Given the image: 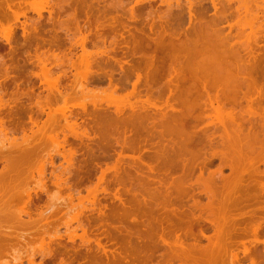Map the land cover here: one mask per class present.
<instances>
[{
    "label": "bare ground",
    "instance_id": "6f19581e",
    "mask_svg": "<svg viewBox=\"0 0 264 264\" xmlns=\"http://www.w3.org/2000/svg\"><path fill=\"white\" fill-rule=\"evenodd\" d=\"M10 1H12V0H10ZM159 1H161V0H159ZM175 1H177V0H175ZM197 1H199V0H197ZM209 1L212 3L211 6L214 9V14L211 13L212 17H210V21L205 20V18H206L205 9H203L202 6L201 7L199 6V5H201V2H200V4H198V5L196 4V6H195L196 1H193V2H192V0L188 1L189 4H187V5L188 6L190 5L188 7V16H189L188 18L191 22L193 21V22H196L197 25L198 24L200 25V26L198 25L196 28V24L193 22L191 23L189 21L188 24L189 25L192 24L193 27L195 28L193 30V27H192L193 31L190 30L191 29L190 27L192 25L189 27L190 28L189 30L186 28L187 31H185V28H183V27L182 28L184 29V31L180 28V26L175 27V26H178L179 23L178 24L174 23L175 26L173 27L172 26L173 23L170 22L168 19H166V17L164 18L163 17L164 15L162 16L161 20L164 18L167 21L162 22V23L160 22L161 21L160 15H159V17H157L155 15L157 18H159V20H157V18L155 19L153 17L154 15L152 17H150L149 14L152 15L153 12H155L154 9H152L153 6L151 7L153 12L150 11V9L149 10L147 9L148 11H150V12H148L149 14L146 12L147 13L146 15H148L150 18H154V20L153 19L149 20L150 18H148V16L142 15L143 11L142 12L140 11L141 13L138 12L139 8H140V10H143V9H141V8H144L143 5H142V7H140V6L137 7L136 8L137 10L134 7H132V9L128 10V12L130 13V19H131L130 22L126 21L127 22L126 23L122 19L123 16L121 15L122 17L121 16L117 17L118 16V14H117V16H116L117 18L113 17L111 15V17L109 18L110 22H108L109 24L97 23L94 26L95 29H97V31H98L97 33L102 37L103 43H105L104 41H106V38L104 37V35L108 36L109 33L110 34L115 33L116 35L111 34V35L115 36L113 38L114 40H111V41H113L112 42L113 44L110 41L111 45H115L114 42L118 41V39H117L118 37H122V40L119 38V40H120L119 43L123 44V45H120L119 43H116V45L119 44V46L117 45L116 47H112L110 49L108 48L109 50L106 48L103 50L98 49L97 54L103 55L104 53L107 54L106 52H109L110 50H112V51L114 50L113 52L115 54L114 53L113 54L116 55L115 56L116 58H118V59L114 58L115 62H117L116 64H114V66H118V67L120 66V68H123V67H125L124 64H128L126 66L129 67V71L136 73L135 74L136 78H135L134 82L132 83V88H131L132 90L131 91H127V93H125V94L122 93L123 94V95L121 94L122 97H119L121 95L118 92H111V93H113L112 95L109 92V94L111 96V97H109L110 102H111V100H113L112 98H114V100L119 99L118 100L119 103L126 101L125 102L126 104L124 103V105H123V103H121L122 104L121 105L117 101H116L117 103L115 101H113L115 106L113 105V102H111L112 105L115 107V113H116V116L112 118L113 123L108 122L107 121L108 118H106L105 116H102V114H100V115H97V117L95 119V127H94L95 131L97 132V134L94 133L95 134L94 136L98 137V139L95 138L96 140H94V142H96L95 144L97 145V147H96L95 153L93 154V158L96 161L100 160L101 158L105 159L106 156L108 155V154L106 155L107 148H108V146H106V145L108 144L107 141L109 140L108 139V137H109L108 131L109 130L106 129V127L109 124H113L117 128L123 127V130H124V131L122 130V133L124 132V135H122V136H124L123 138L121 136L122 133H119V135L122 138V141H120V138H117V137H120L119 135H116L118 133L114 134L117 136V137L115 136V138L118 139L117 144L121 145V150L118 152L119 157H117V158H119L118 159L119 163H118V161H117V163L120 164L124 160V158L126 159V157H128V156H129L128 158H132V160H134L135 162H136V159H138L140 162H142V163L138 162L140 164L136 165V168H137V170L135 171L136 174H134L132 176L130 175V178L127 179V180H129V183L131 182L130 187L133 189L132 192L130 190L131 195H129V197H128V199H129L128 202L130 204L129 206L131 209V211L129 213H132V216H131L132 220L134 219L132 221L133 223H131L132 228H130L131 226H129V229H133L134 231H132L131 237L129 239V241L132 242V246H131L132 247V253L130 251V253H131L130 255L132 258H129L131 260H129V262L126 264H175V263H177L176 261L179 262L178 264H224L222 261L228 259L229 257H230L229 259L231 261L229 262V260H227L226 262H228V264L229 263L230 264H237V263L243 264L241 262V258L239 257V253L237 252L238 251L237 249H239L238 246H240V245H242V247H243L241 249L243 255L245 257L249 258V263H246V264H264V168L261 170L259 165L257 167L255 166L256 168L253 166H250L252 168H249V169L245 167V166L249 167L248 166L249 163L245 164V162H249L248 160H250V158L253 160L255 158L256 159L258 158V161H260L259 159H261L262 157L264 159V42H262V41H264V39H260V37L264 35V18H263V20L261 19L262 20L261 21L259 19L260 16L257 17V15L259 14L257 12V10L255 9L256 12H254V10L252 9L253 7L249 6V4L254 2L252 0H251V3L249 0H247V1L246 0H239L238 1V4H241L240 1H242V4H244V1H245L246 2V4H245L246 8H245V5H242V4H241V6H242L241 8L239 7L240 5L235 6V8L232 7L231 2L233 0H225V1H223V0H209ZM113 2H114V0H113ZM256 2H257V0H256ZM117 3H119V2L117 1ZM164 3H166V2H164ZM176 4H178V2H176ZM115 5H116V2H115ZM118 5H120V4H118ZM169 5H171V4L169 3ZM169 5L167 7L171 9L172 7H169ZM179 5L182 7L181 4H179ZM184 5H185V3H184ZM251 5L253 6V4H251ZM247 6L249 7L248 11H251V13H252L251 15H253L254 13L256 14V16L253 15L257 19V21H253L254 24L260 20V23H257V24H259V26L256 25L259 28L255 29V27H254L255 25L253 24V26H252L250 24L252 26V27L251 26L249 27V28H251V31H250V29L248 31L250 33H247V31L245 32V29L243 30V28H242V29H239L241 31H239L238 33L236 32V34H235L236 37H235V35L230 32V30L232 31V29H231L232 26H233V28L235 26V25H231L232 21H230V19H232L233 15L238 16V15L243 14V12H244V14L247 13V15H248V13H250V12H247V10H245L248 8ZM256 6L257 5L255 4V7ZM8 7H10L9 4H8ZM115 8H117V7H115ZM180 8L179 9L177 8V9L181 10ZM117 9H119V8H117ZM117 9H115V10H117ZM259 9H262V8L259 7ZM157 10H159V9H157ZM240 10H243V11H240ZM40 11H41L40 8H39V12H38V9L36 8V12L38 14H40ZM109 11H111V10L104 8L103 13L105 14V12H106V14H107V15L105 14V17L108 15L110 16ZM170 12H169L170 17L168 14H166V16L168 15L170 20H174L173 22H176L177 19L176 20L171 19V15L174 12L172 11V14ZM178 12H181V11H176L175 13H178ZM182 12L184 13V10H182ZM261 12L264 13V10ZM137 13H138V15H137ZM155 13H158V12H155ZM181 13L178 14V15H180L179 17H181L183 15V13L182 14ZM231 13H232V16H231ZM17 14H19V13H17ZM173 15H175V14H173ZM178 15L176 14L175 16L178 17ZM209 15H210V13H209ZM229 15L231 17L230 19H228L230 24L227 23V18ZM145 16H146V18H145ZM237 16H236V19H237ZM263 16L264 15H262L261 17H263ZM174 17H172V18H174ZM239 18H242V17L239 16ZM247 18H249V16H247ZM164 19L162 21H165ZM245 19H246V17H245ZM121 20H123L124 22ZM180 20H182V19H180ZM224 20H226L227 25H229V26L225 25L228 27V30L230 28V30L228 31L229 33L226 30L227 27H225L223 25ZM233 20H234V18H233ZM239 20L240 19H238L237 22ZM247 20L249 21L250 18ZM157 21H159V23H156ZM243 21L244 20L242 19L241 22H243ZM237 22H236V25H237ZM245 22L246 21H244V23ZM251 22H249V23H251ZM240 23H238V24H240ZM36 24L37 23H34V24L29 23L28 24L27 21L26 22L24 21L22 23V27H21L23 29L22 31L25 33V34L24 33L23 34L27 35L30 30L32 31L34 29H35L34 32L35 31L39 32L40 27H39V25H36ZM245 24L247 25V23H245ZM207 26H209V27H207ZM242 26H240V27H242ZM88 27H89L88 29L90 31V29H92L93 26L89 25ZM235 30H236V28H235ZM31 31H30V33H31ZM82 31H83V29H82ZM86 31H87V29H86ZM89 31H87L86 34H84V32H82L81 33L82 36H80L81 40L77 38L76 39L77 41H75L76 45H79L78 48L80 47L82 50V51L80 50L81 54L79 55L78 60L83 62L82 66L86 65V69L84 71H82L83 69L80 70L81 68L79 70L78 69L76 70L77 75L75 77H77V79L78 78L82 79V80L78 79V81H79L78 85L80 86L81 91H84L88 88V85L85 82L88 81L86 79L89 78V77L87 78V76H89L90 72H92V66H93L92 64H90V61H89L90 58H92V55H91V53H89V48H88V45L91 41L88 38L89 36H87L90 34ZM190 31H192V32L190 33ZM224 31H226V32H224ZM106 32H107V34H106ZM256 32L259 33V35H260L259 37L256 36V35H258V34H256ZM203 33H204V35L206 33V36H208V34L210 35V44L206 45L204 42L201 41V43H204V46L201 44L200 45L201 47H200L198 45L200 43L197 42V44H196L195 41L199 40V39H196L197 36H198V38L199 37H205L203 35ZM230 34L232 36L233 35L234 36L232 37ZM199 35H202V36H199ZM191 36H193V37H191ZM253 36H255V38L252 39L251 37H253ZM14 37H15L14 36V26L10 25L7 28V30L5 32V36H4L5 42L9 46L8 51L13 50L14 52H16L15 49L18 47L19 41L17 42L16 41L17 37H15V38ZM244 37H245V39H244ZM27 38H28V36H27ZM111 38H112V36H111ZM115 38H116V41H115ZM123 39H124V41H123ZM194 39H196V40H194ZM250 39L254 40V42H252ZM255 40H256V43H255ZM250 41H251V43H250ZM258 41L260 43L262 42L261 43L262 45L260 48L257 46L258 44L260 46V43H258ZM91 43L93 46L98 45L95 42L93 43V41H91ZM238 43H239V46L241 45L240 49H242L243 52L245 51L244 52L245 54H243L241 52L243 54V57L245 56L244 58L245 59L247 58V60H245L244 64H241L243 62H240V61H243L244 59L241 60L242 55L240 53V49L238 47H237L238 49L236 48V45ZM252 43H254L253 45L257 46L258 48H256V47H255L256 49L253 48L254 46L252 45ZM250 45L252 47H249ZM238 50H239V52H238ZM8 51H7L8 56L6 58L3 56H2L3 58L1 57L3 60L2 63L4 64V70H5L4 76L7 79L15 81V85H14L15 89L12 91H9V87L8 88L6 87L5 89L0 87V92H1V94H0L1 95L0 96V127H1V130L3 131V133H5V135H6L5 137L8 138L7 137L8 128L10 129L11 127H8V126L6 127L5 124L7 122H9L11 125L12 124L13 125L20 124L21 116L22 115L24 116V114H26V113L29 114L28 115L29 119L32 122V124L36 126V130L32 129L31 134L29 135L25 132V129H23L24 127H22V130L24 132V134H23L24 136L22 135L23 138H21V142L17 141L18 140L17 136L12 137L15 139L16 142L13 141L14 139L11 140L10 137L7 140L2 138L1 142H3V145L0 142V158H1V156L6 157V158L2 157L0 159V160L5 159V161H6L5 162L6 166L3 169V171H0V173H1L0 175H2L3 178L4 177L7 178V180L5 182L2 183V180H1L2 184L0 183V192L5 191L4 193L2 192L3 194H0V199H2L3 201L6 200L4 202V205H3V201L1 200L2 203H1L0 209L3 207L2 208V211H3L5 204H7L8 209L10 208L9 210H12L13 213H10V211H7V209H6L7 206H5L6 210H4V211H6L5 212L6 214H7V212H9L11 215L12 214L14 215V212L16 213V211L20 212V210H22V212L25 215L31 216V212L27 208V203H26V197L30 196V192H28V189L26 187L22 186V184H24V183H25V185H27L26 183L29 184V181L26 182V180H24V179L27 176L22 177L23 173L22 174L20 173V172H24L23 167L21 168V170H23V171H19L20 167L24 166L23 165L25 162L24 160L29 159L28 161H31L29 157H31L32 155H36V157L41 156L40 154H42L41 152H43V142L42 141L47 136L46 134L49 133L48 136L54 142V143L53 142L52 143L55 144L56 147H58V148H55V149H57V153L55 156H57L58 158H62V162L60 161L61 162L60 166H56V163H55L56 157L51 158L52 167L54 168L53 173L56 170H60V171H58L57 174L52 173V176H54L53 178L56 177L54 179L55 180L54 183L56 184V186L60 185V187H61V184H64V182H67V180L65 181V179H63V175L66 172H68L66 174H69V169H71V166L72 167L75 166V165H73L74 157H76L74 155L75 154L77 155L78 153H76V152H79V151H75L74 149L69 147L70 143H68V139H66V137H67L66 133L65 132H64L65 134L63 133L64 129H62L63 131H60L61 128L63 127L62 126L63 121H61L60 118H58V119L55 118L54 117L55 113L50 110L51 109L50 106H52L53 105L52 103L54 102L53 100H51L52 98H50V97H53V96L50 95L48 98H46V96H44L46 99L45 100L44 97L40 94L42 92H40V93L38 92V93L43 98H40L39 96L34 97V95L37 96L39 94H36L37 92H35V90L32 91L33 89H35V88H32L33 86L32 87L28 86L27 88L25 87V89H21V87H20L21 85H23L24 81H26L25 77H27L29 75L27 73V76H26L25 66L27 64H31L32 66H37L39 68V71H32L31 72L32 75H30V76L31 77L35 76L39 81H41V83L44 84L43 85L44 89H46L47 91H49L51 87L52 88L55 87V90L57 89L60 92V93L57 92L58 96H61L60 94H62L61 97L63 98V96H64L63 94L67 95V92L65 93V91H64V93H63L64 89H61V87L59 86V80H60L59 78H61V76L60 77L56 76L57 78H54V79H56L54 81H53V77L51 76L52 71H51L49 65H50V63L54 64V62L53 61L51 62L49 60L47 54L42 55L40 53V55H39V53H38V54H35L34 56H29L26 59V65L21 66L18 64L19 60H20V56L13 54V53L10 55ZM255 51L256 52L258 51V52L256 53ZM120 53H121V55H119ZM117 55H118V57H117ZM55 56L56 55H54L53 58L57 62V60L60 57L57 55L59 58L56 56L57 57V59H56ZM119 56L120 57L122 56V59L119 58ZM182 56L187 57L186 61H182V60H184V58H182ZM197 56H200V57H198L199 60L196 61L197 63L198 62L200 63V61H201L200 65L194 63L195 62L194 60L197 59L196 58ZM123 58H125V59H123ZM62 60L63 59H61V62L63 63ZM61 62L58 61V63H61ZM81 62H78L79 63L78 66L81 64ZM48 63H49V65H48ZM61 64H59V65L62 66ZM195 64L199 65L200 67L196 66ZM59 65H57L56 67H58ZM114 66H112V69L114 68ZM78 71L79 72L82 71V72L79 73ZM131 72L129 73L128 76L123 77V78H126L128 80V77L130 76ZM30 76H29V78H30ZM50 77L52 78V81L50 80L51 79ZM111 77H113V74ZM111 77H110V80L115 81L114 80L115 78L113 79ZM113 81L110 82V85L112 86L111 89L113 90V87H114V90H116L117 89L116 87L119 88V83H121L122 80H120V78H119L118 80H116L117 83L113 82ZM126 82H128V81H126ZM1 88L4 89V91H1ZM30 88H32V89H30ZM63 88H65V87H63ZM90 89L92 91V88H90ZM42 91H43V89H42ZM86 91L90 92V90H88V89ZM86 91H85V93H86ZM116 91H118V90H116ZM32 92H34V95H32L33 94ZM8 93H10L12 96L10 98V102H7V100L4 101L2 98L4 95H6ZM116 93L119 94V96L117 95L118 97L114 95ZM81 94L83 96L84 92L83 93L81 92ZM48 95H49V92H48ZM98 96H100V95H98ZM105 96L108 97V93ZM112 96H114V97H112ZM124 96H125V101H123L121 99ZM33 97L36 98L35 99L36 101L34 100L35 102L34 101L33 102H34L35 106L38 107L39 114L40 115L46 114V116H47V117H45L46 120L44 119L43 123H41L42 125L39 124V121H37V119L32 118L34 116L33 115L34 113L32 111V106L28 107V105L22 104V102H21L22 100H25V99L33 100L34 99ZM61 97H59V99ZM91 97L92 98L94 97L96 99V96H91ZM49 100L51 102L52 101L53 102L51 103ZM68 100H69V98H68ZM92 101H93V99H92ZM243 101H246L247 105L245 102V105L242 106ZM57 102H58V100H57ZM81 102H83L84 104L83 103L81 104ZM200 102H201V104H204V105L200 106ZM19 103L21 105H19ZM79 103L80 104H78V102H76V104H78V106L80 105L81 108L83 107L86 109L84 101H80ZM226 104H228V107H230V108H228V110L225 109L226 112H225V110L221 111L222 113L220 114L219 111L221 109H223V107H227ZM254 104L257 106H255ZM14 105H16V107H13ZM240 105L242 106L241 110L239 109V107H237ZM245 106H246V109H245ZM65 108H67V106L62 108L63 114L61 116H62V119L64 120V122H67L68 123L67 125H69V116L67 115L68 112L65 111V110H67ZM236 108H238V109H236ZM59 109H61V108H59ZM211 109H214L215 112L217 111V113L219 112V114H220V115L218 114L219 118L221 115H223V113H224V115L229 113V115L228 114L227 115L230 118L225 115L229 121H227L226 119H224V120H226L227 122L222 120L224 118V115L222 116L223 117L222 119L220 118L221 119L220 123H221L222 127L220 124H219L220 125L219 128L215 127V125L213 126V128L211 126L212 130L214 129V127L216 128V129H214V132H215V130L221 131L219 133V134L222 133L221 135H219V138H221V140H217V141L220 142L219 145H221L224 142L223 145L224 146L226 145V147H223V148H226V149H221V146H223V145H221L220 148L218 146L216 147L217 149L219 148V151L216 150V148L215 149L210 148V149L212 150L211 152L214 151V153H216L215 151H218L216 154L220 155L219 158L222 159V161H220L221 167L219 166L218 168L220 169V168L224 167L223 166L224 164L226 167V165L228 164L229 168L231 169L232 174L228 175V177H227V175H225L222 170L221 171L218 170L219 172L216 170L217 171L216 173H219L218 177H220V179L217 178L218 180L215 179L216 180L215 181L213 178H215L216 176L213 178L208 177L206 175L207 172H205L203 170V168L200 167L199 168L200 169L199 170L200 175L197 174L195 176V178L196 179L198 178V179L193 181L192 177L196 171L197 165L195 162L196 156H195V154H193L194 150H193L192 146L195 145V140L197 137L196 132L201 128V127L199 128V124H200L199 121L201 122L202 118H206L204 115L205 112L207 113L208 112L207 110H211ZM229 109H230V112H228ZM214 110H213V112H214ZM237 111H239V112L242 111V112H240L242 115L244 113H247L249 115L247 120H248L250 125L247 123V125H249V126H247L248 128L244 127L245 123L243 124V121L238 120V119H243L245 114L243 116H241V114L239 112L237 113ZM211 112L212 111H210V113ZM238 114H240L239 116H241V117H239ZM23 116H22V118H23ZM213 116L214 115H212V117ZM250 116H252V118H250ZM253 116L254 117L257 116V118H259V122H257V123H260V124H258V125L255 124L256 119L254 118L255 120H252ZM36 118H37V116H36ZM208 119H209V117H208ZM212 119L215 120L214 117ZM212 119L211 120L209 119V120L212 121V123H213ZM206 120H207V118H206ZM245 120H246V118H245ZM204 122H202V125H204L203 124ZM197 123H199V124L197 125ZM206 124L208 125V122H206ZM217 124L218 123H216V126H219ZM195 125L198 126L197 127L198 129L195 128L196 127ZM210 125H213V124H210ZM76 126L74 125L71 127V131L73 132V134L70 132H68V133H70V135L71 134L74 135V133H75L76 137L79 134V136L77 137V138H79L81 135H80V132H78V130H76ZM204 126L207 127L206 125H204ZM220 128L222 130H220ZM114 129H115V127H114ZM245 129H247V130H245ZM244 130L247 131V133ZM2 131L0 132V135H2L4 137V134L2 133ZM12 131H13V129L10 131L11 134H13ZM194 131H195V133H194ZM59 132H62L63 133L62 135H64V137L61 138V135L59 134ZM214 132L213 133L211 132L209 134L210 135V138H209L210 141L214 140V135H216L215 134L216 132L215 133ZM244 132H245V134H244ZM9 135L10 134L8 133V136ZM114 135L113 136L111 135V138L112 137L114 138ZM155 137L160 139L159 143L162 145L163 151L169 150V152L171 151V153L173 151V153H176L177 156L182 152H185V153L188 152V153H190L189 155H191L190 161L188 159L187 161L185 160L186 162L183 161V163H179V164L178 163L174 164L171 161L169 163L167 161L166 157H161V155L156 154V156L149 157L150 159H153V160L157 159V163L154 160V162L156 164L151 165V164H153L152 163L153 161L151 162L150 165L144 163L142 160V157H143L142 155H143L144 151L146 150L145 149L146 146L150 144V140L152 138H155ZM3 140L7 141L9 143V146L10 145L11 146L10 147H7L8 145L5 146L6 143L4 145ZM9 140L13 141V142L11 143ZM213 142H212V144H213ZM71 144H73V143H71ZM217 145H218V143H217ZM214 146H216V143ZM71 147H73V146H71ZM210 147H212V146H210ZM176 148L178 149L177 151H176ZM97 150H98V152H97ZM221 150H225V151H221ZM257 150H259V151H257ZM128 151L133 152L132 153L133 155H131V154L127 155L126 153ZM256 151H257V153H256ZM219 152H221V153L219 154ZM235 152H237L238 154H241V157ZM258 152H259V154H258ZM136 153H138V156L135 155ZM214 153H211V154H214ZM253 154H255V155L257 154L258 156L256 157L254 155L255 156L254 157V156H252ZM180 155H184V154L182 153ZM180 155H179V157H180ZM189 155H188V157H189ZM215 155H212V156H215ZM259 155L261 157H259ZM184 156H187V155H184ZM33 157H31V158H33L32 159L33 163L31 162L32 165L30 164V166H32V167H31V169H28L29 171L32 170V168L34 166L33 164H34V160L36 157L35 156H33ZM179 157H178L179 161L180 160L182 161L185 158L183 156H182L183 159H182V157H180V158ZM243 157H245V162L242 161ZM241 158H242V160H240ZM158 159H160V161H158ZM246 159H248V160H246ZM256 159L254 160L255 163L252 160H250V163H252L251 165L259 164V163H257L258 161ZM240 161H241V163L244 162L243 165L244 164L245 165L243 166L241 163L239 165ZM263 161H260V162H262L264 164ZM80 165L83 166L82 163H80ZM118 167H120V166L117 165V167L116 166L114 167L115 170L118 169L115 172H119V170L121 169V168L119 169ZM15 170H17L18 172L17 171H16V173L13 172ZM45 171H46L45 165H43V164L40 165V167L38 168L39 178L37 179L38 184L39 183L41 184V185L39 184L40 186L43 185L42 177L45 176V174H46ZM26 172H24L23 175H26ZM204 172L206 174H204ZM222 172H223V174H220ZM17 173L21 174L22 179L24 178L23 180L25 182L24 181L22 182V180H21V183H22V184L20 183L21 185H19V183H18V182H20L19 180H15L16 183L14 181V179H15L14 175L17 177L19 176V175H17ZM31 173H32V171H31ZM12 174H14V175H12ZM78 174L83 175L82 179L83 178L85 179L87 176V175H85V177H84L83 172L77 173V175ZM145 174H147V177L145 176ZM10 175H12V182L9 181L10 178L8 180V177H10ZM164 175L166 177L168 175H173L174 177L176 176V179L173 178L172 180H170L171 185H169V183H168V185H165V183L167 181L164 183L165 186H168V189H166V187L164 186L166 189V192L164 190L160 189L161 191L165 192V193L161 192L162 195L163 194L166 195L168 193V191L170 192L171 190H172L171 195L175 194V195H172L174 197L171 196L172 198H170L169 201H170V203L175 204V205H172V207L177 208V210L174 209V212H173L171 210L172 207L169 203L168 205H170V210H171L172 214L168 215V213H166L167 218H165L166 216H165V214H162V212L159 213L160 214L159 216H161V217L152 214L154 212V208H157L158 205H161L160 202H159L160 203L159 204L156 201L157 200L160 201L159 199L162 196L159 194V191L157 192L158 194L154 195V193H156V190H159V188H160V187L159 188H156V187L161 186L162 182L165 181L164 177H163ZM205 175H206V177H204ZM220 175L221 176L224 175V176L221 177ZM78 176H77V180H76L77 183L76 184H79V183L81 184L82 179L79 178V180H78ZM151 176H154V177H151ZM160 176L163 177V178L161 177L163 179V181L160 178L156 179V177H160ZM229 176H231V178ZM33 177H34V175H33ZM150 177L152 180L154 178V181L156 179L154 185H156V182H157V186L155 188L153 187L154 186L153 184H151L152 186L150 185V183H153V181L149 182ZM88 178H90V177H88ZM1 179H2V177H1ZM40 179H42L41 180L42 183H41ZM170 179H171V176H170ZM157 180L158 181L160 180L162 182H158ZM3 181H4V179H3ZM9 182H10V184H9ZM168 182H169V180H168ZM17 183H18V185H17ZM82 183H84V182H82ZM9 185H10V188L8 189ZM14 185H15V187H17V190L13 189V188H15V187H12ZM194 185H196L198 188H201V190L207 195V197H208L207 204L203 203V205L206 209H210V215L198 216V215L194 214V212L197 209L204 208V207H202L203 205H201L202 202L199 204V201H200L199 195H198V192L195 190ZM19 186L21 187L20 189L18 188ZM149 187L151 190L149 189ZM164 187H162V188H164ZM152 188H154L155 190ZM5 189H7L8 191H6ZM10 189L11 190L13 189L12 193H11V191H9ZM93 191L94 190H91L88 192V193L92 192V193H90L92 197H93V194H95V192H96V191H94V193H93ZM150 191H155V192H151V193H153L154 196L150 195ZM202 191L199 192V194H201ZM9 192H10V195H9ZM15 192H17V193H15ZM11 194H13L14 197H12ZM1 195L2 196L6 195V197L4 198V196H3L1 198ZM168 195L169 194H167V196ZM187 195H190L194 198L193 204H190V205H193V207L191 209L190 208L186 209L184 206L186 204H183L184 199H185V197H187ZM71 196H72V193H71ZM90 197H89V199H90L89 202L92 203V200H94V199L93 198L91 199ZM148 197H150V198H148ZM82 198L80 197L78 201L83 202L84 199H82ZM15 199L17 201L14 202ZM153 199L154 200L156 199L155 202H156V204L158 203L157 206H156V204H153L154 206L152 207L150 202ZM173 199H174V202H173ZM161 200L164 201L165 203L167 202L166 200H163V197ZM185 200H188V199H185ZM16 202H18V203H16ZM70 202H71V204H74L73 203L74 201L72 198L70 199ZM10 203L12 205L14 203V205L15 206L18 205V207H13V209H12L10 207L11 206ZM19 203H22L21 204L22 207L19 205ZM80 204H78V205L82 207V204L81 205ZM74 205H76V207L72 206V210L79 207L77 204H74ZM83 205H84V202H83ZM165 207L166 206L163 205L162 210H164ZM168 207L169 206H167L166 208H168ZM18 208H20V209H18ZM168 209H166V210H168ZM162 210H160V211H162ZM175 210H176V212H175ZM2 211L0 210V216L3 215L1 213H4V211L3 212ZM18 214H17V216L19 217ZM13 215H12V217L10 215L7 217L14 218ZM20 215H22V213ZM152 215L154 217L156 216L155 219L158 223L161 222V221L157 220L158 218H160L159 220L162 219V221H163V218H165V220L166 219L169 220V221H166V222H169V226L167 228H165L166 226L162 227L163 225L159 224L161 226L160 227L161 233L159 234L161 239L160 238H158V239H160L162 241L161 243H164V246L167 245L166 247H164V249L166 248L167 252L164 249L160 250V252L162 251L160 253V256H161L160 258H157V256L159 253L158 250L161 247H160V245H157V243L156 244L154 243V238L158 234V231H157L158 227H156L157 224L155 225V223H154L156 221H154V222L152 221V217H151V220H149V218H148V216H152ZM163 216H165V217H163ZM7 217L5 216V218H7ZM2 218H0V219L2 220ZM147 218L149 221L146 220ZM71 219L73 221L75 220L76 222H79V215H73ZM10 220H8V221H10ZM72 220H69V221H72ZM204 222H209L210 225L212 224L210 228H212L214 230V232H213L214 234L212 233V235L210 234V235L206 236V234H205L206 230L203 226ZM69 223L70 222H68V224ZM68 224L66 222L67 226H68ZM0 227H1V224H0ZM196 227L198 228L197 230H199V233L202 236L207 238L208 243H206L205 245L202 244L201 240L198 239V233L196 231ZM172 231H175V233H174L175 238H174V235L172 234L173 233ZM171 235L173 237H171ZM70 236L73 237L72 234H70ZM1 237H2V235H1ZM84 237H85L84 234L80 235L81 240H83ZM171 238H173L174 240L170 241ZM158 239H157V241H159ZM190 239H193V242H191ZM247 239L250 240V242ZM187 240L190 242H188ZM172 241H174V242H172ZM247 241L250 244L246 243ZM257 243H262L263 248L258 249L257 245H256ZM173 245H175L176 247L174 246L175 248H172ZM169 248H171L170 252H169ZM156 251L158 253H155ZM171 252H173L175 255L172 256ZM224 253L225 254L228 253V254L225 255ZM223 254H224V256H223ZM220 255L223 256L222 258H225V256H227V255L228 256L225 259L220 261V258H221ZM154 261H155V263H154ZM96 262L97 261H95V260H92V261L90 260L89 264H101V263H98V262L96 263ZM220 262H222V263H220ZM226 262H225V264H226ZM69 263L71 264V261ZM69 263L67 262V264H69ZM114 264H122V262L121 261H120V263L114 262Z\"/></svg>",
    "mask_w": 264,
    "mask_h": 264
},
{
    "label": "rangeland",
    "instance_id": "374dc122",
    "mask_svg": "<svg viewBox=\"0 0 264 264\" xmlns=\"http://www.w3.org/2000/svg\"><path fill=\"white\" fill-rule=\"evenodd\" d=\"M117 1L119 3H117ZM188 1L187 0H177V1H175V0H161V1H159V0H114V2H113V0H12V1L0 0V87H2L4 89L6 87L7 88L9 87V91H12L15 89L14 88L15 81L7 79L4 76L5 70H4V64L2 63V61H3L2 58L3 57L6 58L8 56L7 51L9 50V46L6 44L5 39H4L5 32L10 25H13L14 26V36L19 39L18 40L16 38V41L17 42L19 41V42H18V47L16 49L14 48L17 53L14 52L13 50H10V51H8L9 54L11 55L13 53V54L20 56V60H19L18 64L21 66L26 65V59L29 56H34L35 54H38V53H39V55H40V53L42 55L47 54L49 60L51 62L52 61L54 62V64L50 63V65L48 63V65L50 66V69L52 71L51 76L53 77V81L56 80V79H54V78H57L56 76H58V77L61 76V78H59L60 79L59 80V86L61 87V89H64L63 93H64V91H65V93L67 92V95L63 94L64 95L63 98L61 97L62 94H60L61 96H58L57 92L58 93H60V92L57 89H56L57 90L56 91L54 86H53L54 88L51 87L49 91L44 89V86H43L44 84L41 83V81H39L35 76L34 77L30 76V75H32L31 74L32 71H39V68L37 66H32L31 64H27L25 66L26 76H27V73L29 75L27 77H25L26 81L23 80L24 83L22 82L23 85L20 86L21 89H25V87L27 88L28 86L29 87L33 86L32 88H35V89H33L32 91L35 90V92H37L36 94H39L40 92H42L40 94L43 97L46 96V98H48L50 95L53 96L50 98H52L51 100H53L54 102L52 101L53 102L52 103L49 100L53 104L52 106H50V108H51L50 110L55 113V116H54L55 118H57V119L60 118L61 121H63V123H62L63 127L61 128L60 131H63L62 129H64L63 133L65 132L67 135L66 139H68V143H70L69 147L74 149L75 151H79V152H76V153H78L77 155L76 154L74 155V156H76V157H74V161H73L74 162L73 165H75V166H73V167L71 166V169H69V174H66V173H68V172H66L65 173L66 175L65 174H64L65 176L63 175V179H65V181L67 180L68 183L63 181L64 184H61V187H60V185L56 186V184L54 183L55 182L54 179L56 177L53 178L54 176H52L54 168L52 167L51 158L56 157L55 158L56 166L61 165L60 163L62 162V158H58L57 156H55L57 153V149H55V148H58V147H56V145L53 144L54 142L48 136L49 133L46 134L47 136L42 141L43 142V152H41L42 153V154H40L41 156H37L38 158L36 157V155L31 156V157H33V156L36 157L34 160V164H33L34 166H33L32 170L29 171L28 169H31L32 166H30V164L32 165V163H33L32 159L34 157L33 158L29 157L31 161H28L29 159L24 160L25 161L23 164L24 166H21L19 169V171H23V170H21V168L23 167L24 172H26L28 170L26 172V175H23L24 172H20V173L21 174L23 173L22 177L27 176L26 178L28 180L26 178L25 179L23 178V179L26 180V182L29 181V184L26 183L27 185H25V183L24 184L21 183V180H22V182L24 180L21 178L20 173L19 174L17 173V175H19L20 177L15 176L16 175L15 173L18 169L13 171V172H15L14 173L15 175L12 174V175H14V178H15L14 181L19 180L20 181V182H18L19 185L22 184V186L26 187L28 189V192H30V196L26 197V203H27V208L31 212V216L25 215L22 212V210H20V212L19 211L17 212L15 210L16 213L14 212V215L12 214L14 216V218L7 217L9 215L12 217V215L10 213H13V212H12V210H9L10 208L8 209L7 204H5V206H7L6 207L7 211H10V213L9 212H7V214L5 213L6 211H4V210H6V209L4 206V209H3L4 213H1L3 215L0 216V218L3 217L5 219V220L3 218H2V220L0 219V224H1V227H0V264H41V263L42 264H67V262L69 263L70 261H71V264H85V263L89 264L90 260L91 261L95 260L101 264H114V262L120 263V261L122 262V264H124V263L126 264L129 262V260H131L129 258H132L130 255L132 253V247H131L132 242H130L129 239L131 237L132 231H134V230L129 229V226H131L130 228H132L131 223H133L132 221L134 219L132 220V217H131L132 213H129L131 211V209L129 206L130 204L128 202V200H129L128 197H129V195H131L130 190L132 192L133 189L130 187L131 182L129 183V180H127V179L130 178V175L132 176V175L136 174V172H135L137 170L136 165H139L142 162H140L138 159H136V162H135L134 160H132V158H128L129 157L128 156V157H126V159L125 158H124V160L122 159L123 161L120 164H118L119 158H117V157H119L118 152L121 150V145L117 144V140H118L117 138H120V141H122V138L124 137L122 135H124V132L122 133L123 127L117 128L113 124H109L106 127V129L109 130L108 131V133H109L108 139L109 140L107 141L108 144L106 145V146H108L107 152H106V155L108 154L107 155L108 157L106 156L105 159L101 158L100 160L96 161L93 158V154L95 153L96 147H97V145L95 144L96 142H94V140H96L95 138L98 139V137L94 136L95 135L94 133L97 134V132L95 131V128H94L95 127V119H96L97 115L102 114V116H105L106 118H108V120H107L108 122L113 123L112 118L116 116L115 107H114L115 104L113 101H115V102L117 101L119 103V101H118L119 99L114 100V98H112L113 100H111V102H113V105H114L113 106L112 103L110 102V98H109V97H111L110 94L111 95L113 94L111 92H118L121 95L122 93L125 94V93H127V91H131L132 90L131 89L132 83L134 82V80L136 78L135 77L136 73L129 71V67L126 66L128 64H124L125 67H123V68H120V66L119 67L114 66V64L117 63L114 60V58H116L115 57L116 55H114L115 53L113 52L114 50L113 51L110 50L111 52L110 51L106 52L107 54H105V53L103 55L100 54L101 56L97 54L98 49L103 50L105 48L110 49L112 47H116L117 45L119 46V44H120L119 38L122 40V37L117 36L118 38L117 37L116 38L118 39V41L114 42L115 45H111V43L113 42L111 40H114L113 38L115 37L111 34H115V33H111V34L109 33L108 36L104 35V37L106 38V41H104L105 43H103L102 37L97 33L98 31H97V29H95L94 26L97 23L109 24L108 22H110L109 18L111 17V15L113 17H116L117 14H118L117 17H120L122 15L123 16L122 19L125 22L126 21L130 22L131 21L130 13L128 12V10L132 9V7H134L136 9L137 7H139V6L142 7V5H143L144 8H141L143 10H140V8L138 9L139 13H141L143 11L142 15H146L150 11L153 12L152 9H154V11L158 12V13L153 12L152 15L148 13L150 15V17H152L154 15L153 17L156 19L160 15V20H161L162 16L164 15L163 16L164 18L166 17V19H168L170 22L173 23L172 24L173 27L175 26L174 23L175 24L181 23L180 25L178 24V26H175V27L180 26V28L183 31H184L183 28H185V31H187V29L189 30L190 28H191L190 30H192L193 25L191 24L192 25L191 26L188 24V22L190 21L188 18L189 17L188 16V7L190 6V5L189 6L187 5V4H189ZM193 1H196L195 6H196V4L198 5L201 2V5H199V6L200 7L202 6L203 9H205V16L207 18V19L205 18V20L210 21V17H212L211 13L214 14V9L211 6L212 3L209 0H204V1L203 0H201V1L200 0L199 1L192 0V2ZM223 1H225V0H223ZM238 1L239 0H233L231 2V4H232L231 6L235 8V6L240 5L239 7L241 8L242 7L241 6L242 1H240L241 4H238ZM249 1L251 3V0H249ZM252 1H254L255 3L253 2V3H251V4H253V6L251 4H249V6L253 7L252 9L254 10V12H256V10H257V12L259 13V14L257 13L258 14L257 17L260 16L259 19L263 20L264 16L263 17H261V16L264 15V13L261 11L264 10L263 9L264 8V0H257V2H256V0H252ZM115 2H116V5H115ZM164 2H166V3H164ZM176 2H178V4H176ZM169 3L171 5H169ZM184 3H185V5H184ZM8 4L10 5V7H8ZM118 4H120V5H118ZM179 4H181L182 7ZM245 4H246V2L244 1V4H242V5H245ZM255 4L257 5L256 6L257 8L255 7ZM168 5H169V7H172V8L171 9L168 8L167 7ZM111 7L113 9L115 7L119 8V9L115 8L117 10H115V9L113 10ZM151 7H152V9H151ZM259 7L262 9H259ZM36 8L38 9V12H39V8L41 9L40 14H38L36 12ZM104 8L111 10V11H109L110 16L108 15L105 17L106 12H105V14L103 13ZM156 8L159 10H157ZM177 8L178 9L180 8L181 10H178ZM245 8H246V5H245ZM147 9L148 10L150 9V11H148ZM248 9H249V7L247 9H245V10H247V12H250V13H248V15H247V13L244 14V12H243V14L245 16L240 13L241 15H238V16L236 15L237 19H236L235 15L232 16L233 12L231 13L232 19H230L231 18L230 15L228 16L227 23L230 24V22L228 21V19H230V21H232L231 25L236 26V27L234 26V28L232 26V28H231L232 31L229 28V30L232 34L235 35L236 32L238 33L239 31H241L239 29H242V28H243V30L245 29V32L247 31V33H250V32H248L249 29L251 31V28H249V27L251 25L253 26V24H254L253 21H257V19L255 18L256 14L253 12L254 13L253 15H255V16L251 15L252 13H251V11H248ZM182 10H184V13L182 12ZM168 11L169 12L171 11L170 12L171 14L173 11L174 12L173 14H175V15L176 14L178 15L182 12L183 15L181 17H179L180 15H178V17H179L178 18L177 16L172 14L171 19H175V20L179 19L178 21L176 20V22H173L174 20H170V18H169L170 14ZM176 11H181V12L175 13ZM240 11H243V10H240ZM17 13H19V14H17ZM209 13H210V15H209ZM166 14H168L169 17H168V15L166 16ZM137 15H138V13H137ZM246 15L249 16V18H250L249 21L247 20L249 18H247ZM146 16H148V15H146ZM146 16H145V18H146ZM239 16H241L242 18H239ZM150 17L148 16V18H150ZM172 17H174V18H172ZM245 17H246V19H245ZM154 18H150L149 20H151V19L154 20ZM233 18L235 21L233 20ZM180 19H182V20H180ZM238 19H240V20L237 22ZM242 19L244 21H246L245 23H247V25L244 23V21L241 22ZM123 20H121V21H123ZM157 20H159V18H157ZM162 20L160 21L161 23L167 21L165 19H164L165 21H162ZM260 20L257 23H260ZM24 21L25 22L27 21L28 24L29 23L30 24L31 23H33V24L37 23L36 25H39L40 31L34 32L35 29L32 31L30 30L31 33L29 31V33L27 35H24L25 33L22 31L23 29L21 28L22 23ZM236 22H237V25H236ZM249 22H251V23H249ZM156 23H159V21H157ZM193 23L196 24V28H197V26L199 24L197 25L196 22H193ZM227 23H226V20H224L223 25L225 26V25H227ZM238 23H240V24H238ZM257 23L254 24L255 29L259 28L256 26V25L259 26V24H257ZM89 25L93 26L92 29H90V31L88 29ZM209 26H207V27H209ZM227 26H229V25H227ZM227 26H225V27H227ZM240 26H242V27H240ZM235 28H236V30H235ZM82 29H83V31H82ZM86 29L90 33L89 35H87V36H89L88 37L89 40L93 41V43L95 42L96 44H98L97 46H93L91 41H90V43L88 45L89 53H91V55H92V58H90L89 61H90V64H92L93 66H92V72H90L89 76H87V78L89 77L88 79H86L88 81L85 80L86 82L85 81L84 82L87 83V85H88L87 89L90 90V92L86 91L87 89L84 91H81L80 86L78 85V82H79L78 79H81V78L77 79V77H75L77 75L76 74L77 69L79 70L81 68L80 70L83 69L82 71H84L86 69V65L82 66L83 62L78 60V57L81 54L82 50L80 47L78 48L79 45H76V42H75V41H77L76 40L77 38L78 39L81 38L80 36H82V34H81L82 32H84V34H86V32H87ZM194 29L195 28L193 27V30ZM226 30H227V32L229 31L228 27ZM192 31H190V33ZM224 32H226V31H224ZM106 34H107V32H106ZM209 34H208V36H206V33H205V35L203 33V35L205 37H199L198 38V36H197L196 39H199V40L195 41L196 44H197V42L200 43V44H198L199 46L201 44L204 46V43L206 45L210 44V35ZM256 34H258L256 36H258V37L260 36L258 32H256ZM27 36H28V38H27ZM111 36H112V38H111ZM199 36H202V35H199ZM263 36H261L260 39H264ZM191 37H193V36H191ZM235 37H236V35H235ZM116 38H115V41H116ZM251 38L253 39V38H255V36H253ZM196 39H194V40H196ZM244 39H245V37H244ZM110 41H111V43H110ZM123 41H124V39H123ZM201 41L204 43H201ZM251 41L254 42V40H251ZM251 41H250V43H251ZM262 42H264V41H262ZM116 43H119V44L116 45ZM255 43H256V40H255ZM258 43H260V42L258 41ZM261 43H260V46H259V44L258 45L256 44V45L260 48L262 45ZM253 44L254 43H252V45ZM120 45H123V44H120ZM237 45H236V48L238 47L240 49L241 45L239 46V43ZM257 46H254L253 48H255V47L258 48ZM249 47H252V46L250 45ZM238 52H239V50H238ZM241 52L243 54H245L244 53L245 51L243 52L242 49H240V53ZM242 53H241L242 56L240 55L241 60L242 59H244V60L240 61V62H243L241 64H244L245 60H247V58L245 59L244 58L245 56L243 57ZM54 55H56V56L58 55L60 58L58 56L57 57L60 60L58 59L56 62V60L53 58ZM119 55H121V53ZM56 56H55V58L57 59ZM117 57H118V55H117ZM198 57H200V56L196 57L197 59L194 60L195 61L194 63L200 65L201 61H200V63L196 62L197 60H199ZM119 58L122 59V56L121 57L119 56ZM182 58H184V60H182V61H186L187 57L182 56ZM61 59H63L62 60L63 63L61 62ZM116 59H118V58H116ZM123 59H125V58H123ZM58 61H60L62 64L58 63ZM78 62H81L80 65L82 67L80 65L78 66V64H79ZM59 64H61L62 66H60ZM57 65H59V66L56 67ZM199 65H196V66H199ZM112 66H114L113 69H112ZM82 71H80V72H82ZM130 72H131V74L128 77V80L126 78H123V77L128 76ZM112 74H113V77H111ZM29 76H30V78H29ZM110 77L113 79L115 78L114 79L115 81L110 80ZM117 78L118 79L120 78V80H122V82L119 83V88L118 87H116L117 89L115 88L118 91L114 90V87L112 90L111 89L112 86L110 85V82H112V81L116 82V80H118ZM50 80L52 81V78ZM126 81H128V82H126ZM63 87H65V88H63ZM2 88H1V91H4V89H2ZM32 88H30V89H32ZM90 88H92V91ZM42 89H43V91H42ZM85 91H86V93H85ZM48 92H49V95H48ZM81 92L82 93L84 92L83 96H82ZM109 92H110V94H109ZM32 93H33L32 95H34V92H32ZM107 93H108V97L105 96V95H107ZM0 94H1V92H0ZM40 94L37 96L34 95V97L39 96L40 98H43ZM90 95L96 96V99L94 97L92 98ZM98 95H100V96H98ZM114 95L119 96V94H117V93ZM122 95L119 97H122ZM125 96L123 98H121L123 101H125ZM11 97H12L11 94L8 93V94L4 95L2 98L4 101L7 100V102H10ZM59 97H61V98L59 99ZM112 97H114V96H112ZM68 98H69V100H68ZM35 99L36 98H34L33 100L25 99V100H22L21 102H22V104L28 105V107L32 106V111L34 113V114L32 113L34 115V116L32 115L33 116L32 118L37 119V121H39V124L42 125L41 123H43L44 119L46 120L45 117H47V116H46V114H42V115L39 114L38 107H36L34 104V102L36 101ZM44 99H45V97H44ZM56 99L58 100V102ZM92 99L94 102L92 101ZM80 101L85 102L86 109L82 107L84 109L83 110L80 107V105L78 106V104H80L79 103ZM76 102H78V104H76ZM125 102H120L119 104L123 103V105H124ZM245 102L246 101L242 102L243 103L242 106L245 105ZM82 103L83 102H81V104ZM19 105H21V104L19 103ZM203 105L204 104H201V102H200V106H203ZM246 105H247V102H246ZM65 106H67V108H65L67 110H65V111L68 112L67 115L69 116V125L70 126L67 125L68 124L67 122H64V120L62 119V116H61L63 114L62 108H64ZM226 106L227 107H223V109H221L219 111L220 114L222 113L221 111H223L225 109L228 110V108H230V107H228V104H226ZM240 106H237V107H239V109L241 110L242 106L241 107ZM255 106H257V105H255ZM13 107H16V105H14ZM59 108H61V109H59ZM236 109H238V108H236ZM245 109H246V106H245ZM213 110L214 109H211V110H207L208 111L207 113L205 112L204 115L207 118V120H206V118H202L201 122L199 121L200 124L197 123V125L199 124V128L200 127L201 128L196 132L197 137L195 140V145L192 146V148L194 150L193 154H195V156H196L195 162L197 165L196 171L192 177L193 181L198 179V178L196 179L195 176L197 174L200 175V171H199L200 167H202L203 170L205 172H207V174L205 172H204V174H206L208 177L213 178L216 176L215 178H213L214 180L217 178L220 179V177H218L219 173H216L218 170H220V171L222 170L224 172V174L227 175V177H228V175L232 174L231 169L229 168L228 164L226 165V167L224 164L223 165L224 167H222L220 169L218 168L219 166L221 167L220 161H222V159L219 158L220 155H217L216 153L219 151L220 146L223 145L224 142L221 145H219L220 142L217 140H221V138H219V135H221L222 133L219 134L221 131H218V130H215V132H216L215 133L214 129H216L215 127H218V128L220 127V125H221L220 120L223 118L222 116L224 115V113H223V115L220 116V118H221L220 119L219 118V115H220L219 112L217 113V111L215 112V110H214V112L216 113L215 114L213 112ZM226 110H225V112H226ZM210 111H212V112L210 113ZM228 112H230V109ZM238 112L239 111H237V113ZM240 112H242V111H240ZM26 114H24V116L22 115L23 118L21 116L20 124H17V125L12 124L11 125L9 122H7L5 124L6 127L7 126L11 127L10 129L8 128V132L6 131L7 137L8 138L10 137L11 140L14 139L12 137L17 136L18 137L17 141L21 142V138H23L22 135L24 134L22 127H24L23 129H25V132L29 135L31 134L32 129L36 130V126L33 125L29 119V116H28L29 114H27V115ZM227 114L229 115V113H227ZM227 114H225V115L227 117H229ZM240 114H238V116ZM244 114H243L244 118L242 117L243 119H238V120L243 121V124L245 123L244 127L246 128L247 126L250 125L248 120H247L249 115L247 113H244ZM212 115H214L213 117L215 118L216 121L212 119L213 118ZM225 115H224V118L222 120L223 121H226V120L229 121ZM243 115L241 114V116H243ZM36 116H37V118H36ZM241 116H239V117H241ZM208 117L210 120L211 119L213 120V123H212V121H210L208 119ZM245 118L247 121L245 120ZM250 118H252V116H250ZM224 119H226V120H224ZM252 120L256 121L255 124H257V125L260 124V123H257V122H259V118H257V116L256 117L253 116ZM202 122H204L203 124L206 125L207 127L202 125ZM206 122H208V125L206 124ZM216 123H218L217 125H219V124L220 125L216 126ZM247 123L249 125H247ZM210 124H213V125H210ZM74 125L75 126L77 125L76 130H78V132H80V135H81L79 137L80 139L77 138L79 136V134L77 137L75 136V133H74V135H72L73 132L71 131V127ZM214 125H215V127L212 130ZM211 126H212V128H211ZM114 127H115V129H114ZM197 127L198 126H196L195 128H197ZM221 127H222V125H221ZM12 129H13V131H12L13 134H11V132H10ZM205 129L206 130L208 129V130L206 131ZM220 130H222V129L220 128ZM245 130H247V129H245ZM1 131L2 130L0 127V132ZM68 132H70L72 134L70 135V133H68ZM211 132L212 133L214 132L217 135V136L214 135V140H213L214 142L210 141V139H209L210 138L209 134ZM245 132L247 133V131H245ZM245 132H244V134H245ZM2 133H3V131H2ZM8 133L10 134L9 136H8ZM63 133L59 132V134L61 135V138L64 137V135H62ZM116 133H118V134H116ZM119 133H122L121 134L122 138L119 135ZM194 133H195V131H194ZM3 134H4V137L2 135H0L1 136L0 142H1L2 138L5 140L8 139L5 137L6 136L5 133H3ZM114 134L119 135L120 137H117ZM111 135L112 136L114 135V138L113 137L111 138ZM115 136L117 138H115ZM159 140L160 139L157 137L152 138L150 140V144L147 145L148 147L146 146V148H145L146 150L144 151V153L142 155L143 156L142 160L144 163L150 165L151 162L153 161L152 162L153 164H151V165L156 164L157 159L156 160L154 159L156 162L155 163L153 159L149 158L151 156H156V154L161 155V157H166L167 161L169 163L171 161L174 164H176V163L179 164V163H183V161L186 162L188 159L190 161L191 155H189L190 153H188V152H186L187 154L185 152H182L184 155H187V156L180 155V154H182V153H180L179 154L180 157L183 156L185 158L183 159V157H182L183 160L179 161V159H178L179 155L177 156V154L173 153V151H172V153H171V151L169 152V150L163 151L162 145L159 143ZM13 141H15V139ZM13 141H10V142L12 143ZM212 142H213V144H212ZM5 143H6V145H5ZM71 143H73L74 145ZM215 143H216V146H214ZM217 143H218V145H217ZM1 144L3 145V142H1ZM4 145L5 146L8 145L7 147L11 146V145L9 146V143L7 141H4ZM71 146H73V147H71ZM210 146H212V147H210ZM217 146L219 147L218 149L216 148ZM223 147H226V145L221 146V149H226ZM210 148L211 149L216 148V150H218V151H215L216 153H214V151L211 152L212 150ZM177 150L178 149L176 148V151ZM221 151H225V150H221ZM257 151H259V150H257ZM257 151H256V153H257ZM97 152H98V150H97ZM237 152H235V153H237ZM132 153L133 152L128 151L126 154L127 155L128 154L133 155ZM211 153H214V154H211ZM220 153L221 152H219V154ZM258 154H259V152H258ZM135 155L138 156V153H136ZM188 155H189V157H188ZM212 155H215V156H212ZM238 155L241 157V154H238ZM254 155L255 154H253L252 156H254ZM255 156L257 157L258 155L256 154ZM2 157L6 158L4 156H1V158ZM259 157H261V156L259 155ZM248 159H246V160H248ZM262 159H263V157L259 160L263 161L264 159L263 160ZM240 160H242V158ZM250 160H252L255 163V161L253 159L250 158ZM250 160H248L249 162H245V157H243L242 161H244L245 164H247V163L250 164V165L248 164L249 167L245 166L246 168H248V169L252 168L250 166H253V167L256 166L257 167L258 165H259L261 170L264 168V164L262 162L258 161V158L256 159L258 161L257 163H259V164L256 163L257 165H251L252 163H250ZM117 161H118V163H117ZM158 161H160V159H158ZM5 162H6L5 159L0 160V169H1L0 171H3V169L5 168V166H6ZM138 162H140V163H138ZM244 162L241 163V161H240L239 165H240V163L243 165ZM80 163H82L83 166H81ZM42 164L45 165V167H46V171H45L46 174L44 177H42V179H43V185L42 186L43 187L40 186L41 185L40 183H39L40 185L38 184V180H37L39 178L38 168ZM114 165L116 167H117V165L120 166V167H118L119 169L121 168L119 170V172H115L118 169L116 168L117 170H115ZM31 171H32V173H31ZM58 171H60V170H56L54 173L57 174ZM80 172L84 173V177H85V175H87L90 178H88L86 176V178L85 179L83 178L84 179L83 180L82 174H78L79 176L77 175V173H80ZM223 172L220 174H223ZM12 175H10V177H8V180L10 178L9 181H11V182H12ZM33 175H34V177H33ZM206 175L204 177H206ZM77 176H78V180H79V178H81L82 182H84V183L81 182V184L79 183L80 185L76 184L77 183L76 182ZM145 176L147 177V174H145ZM168 176H167L168 178L165 175L163 176L165 181H163L162 176L156 177V179L160 178L163 181L162 182L160 180L159 181L157 180L158 182H162L161 186H158V187H156L157 182H156V185H154L156 179H155V181H154V178H153V180L151 179V177H154V176H151L149 179V182L153 181V183H150V185L153 184L154 188L160 187L159 190H156V193H154V195L158 194L157 192L159 191V194L163 197V200H166L167 202L169 201L170 198L174 197L172 195H175V194L171 195V192H172L171 189L172 188L170 187L171 191L170 192L168 191V193H167L169 195L168 196H167V194L162 195V193L164 191L166 192V189H168V186H165V185H168V183H169V185H171L170 180H172L173 178L176 179V176L175 177L173 175H168ZM170 176H171V179H170ZM222 176H224V175H222ZM1 177H2V179H1ZM229 177L231 178V176H229ZM3 179H4V181H3ZM42 179H40V181ZM1 180L3 183L7 180V178L6 177L3 178V176L0 175V183H1ZM168 180H169V182H168ZM15 183H16V181H15ZM18 183H17V185H18ZM41 183H42V181H41ZM164 183H165V185H164ZM9 184H10V182H9ZM164 186L166 187V189ZM12 187H15V185ZM162 187H164V188H162ZM9 188H10V185H9L8 189ZM18 188L20 189L21 187L19 186ZM154 188H152V189H154ZM194 188L198 192V195H199V200H200L199 204L201 202H202L201 205H203V203L207 204V201H208L207 195L201 190V188H198L196 185H194ZM13 189L17 190V187H15ZM149 189H150V187H149ZM160 189H162L164 191H161ZM5 190L8 191L7 189H5ZM12 190L10 189L9 191H11V193H12ZM91 190L96 191L95 194H93V197L90 194L92 192L88 193ZM94 191H93V193H94ZM201 191H202V193L199 194V192H201ZM2 192L4 193L5 191H1L0 194H3ZM151 192H155V191H150V195L154 196L153 193H151ZM15 193H17V192H15ZM71 193H72V196H71ZM9 195H10V192H9ZM11 195H12V197H14L13 194H11ZM3 196H4V198L6 197V195H3ZM3 196L1 195V198ZM79 196L81 198L83 197L82 199H84V201H83L84 205H83V202L78 201L80 198ZM89 197L91 199L92 198L94 199V200H92L93 204L91 202H89L90 201ZM162 197H160V199H159L160 201H158V200L156 201V199L155 200L153 199L150 202L152 207L154 206L153 204H156V202L161 203V205H158L157 208H154V212L152 213L153 215L159 216L160 215L159 213L162 212V214H165V216H166V213H168V215L172 214L171 210L173 212H174V209L177 210V208L172 207V205H175V204L170 203V201L168 203L167 202L165 203L164 201L161 200ZM71 198L73 199L74 204L78 205L81 203L82 207L78 205L79 207L72 210V206L76 207V205L71 204V202H70ZM148 198H150V197H148ZM185 199H188V200H185ZM185 199L183 202V204H186V205H184L185 208L191 209L193 207V205H190V204H193L194 198L190 195H187V197H185ZM1 200L2 199H0V206H1V203L3 201V200L2 201ZM5 201H3V205H4ZM15 201H17V200L15 199L14 202ZM18 202H16V203H18ZM173 202H174V199H173ZM169 203L172 207L171 210H170V205H168ZM21 204L22 203H19V205L22 207ZM157 204H156V206H157ZM163 205H165L166 207L169 206L168 207L169 209L165 207L168 210H166L165 208H164V210H162ZM10 207L13 209V207H18V205L15 206L13 203V205L11 204ZM202 207H204V205ZM2 208L0 209L1 211H2ZM158 208L162 211H160ZM18 209H20V208H18ZM176 210H175V212H176ZM21 213H22V215H20ZM17 214L19 215L20 218L17 216ZM194 214L198 215V216L210 215V209H206L205 207L200 208V209H197L194 212ZM73 215H79V222H76L75 220L73 221L71 219ZM153 215L148 216V218H149V220H151V217H152V221L154 222V221H156V219H155L156 216L154 217ZM5 216L7 218H5ZM165 216H163V217H165ZM159 217H161V216H159ZM148 218L146 219L147 221H149ZM165 218H167V216ZM165 218H163V221H162V219L159 220L160 218L157 219L158 221H161L162 223L161 222L158 223L157 221L154 222L155 225L157 224L156 227H158L157 228L158 234L154 238V243L155 244L157 243V245H160V247H161L158 250L159 253L157 251L155 252V253H158L159 257L157 256V258L161 257L160 253L162 251L160 252V250H163L164 247L167 246V245L164 246V243H161L162 241L160 240L161 237L159 235L161 233V230H160L161 224L163 225L162 227L166 226L165 228H167L169 226V222H166L169 220H167V219L165 220ZM8 220H10V221H8ZM69 220H72V221H69ZM66 222H67V224H68V222H70L68 224V226L66 225ZM211 225L209 222L203 223V226L206 230L205 231L206 236H208L210 234L212 235V233L214 232V230L212 228H210ZM197 229L198 228L196 227V231L198 233V239L201 240V243L205 245L206 243H208L207 242L208 240L206 237L202 236L199 233V230H197ZM172 232H173L172 234L174 235V238H175V234H174L175 231H172ZM70 234H72L73 237H71ZM82 234L85 235L83 240H81V238H80V235H82ZM1 235H2V237H1ZM171 237H173V236L171 235ZM158 238H160V239H158ZM157 239L159 241H157ZM171 240H174V239L171 238L170 241ZM190 240H191V242H193V239H190ZM248 241L250 242V240H248ZM248 241L246 243H248ZM172 242H174V241H172ZM188 242H190V241H188ZM248 244H250V243H248ZM256 245H257L258 249L263 248L262 243H257ZM174 246L175 245H173L172 248L176 247V246L175 247ZM238 247H239V249H237L238 251L237 250L236 251L239 253V257L241 258V262L243 264L249 263V258L245 257L241 251V249L243 248L242 245H240ZM164 250H166V248ZM130 251H131V253H130ZM170 251H171V248H169V252ZM166 252H167V250H166ZM171 253H172V256L175 255L173 252H171ZM224 254H223V256H224ZM226 254H228V253H226ZM223 256H221V258ZM227 256H225V258ZM221 258H220V261L225 259V258H222V259ZM229 258L222 261V262L224 264L227 260H229V262H230L231 260ZM176 262L177 263H175V264L179 263L178 261H176ZM222 262H220V263H222ZM154 263H155V261H154ZM226 264H228V262H226Z\"/></svg>",
    "mask_w": 264,
    "mask_h": 264
}]
</instances>
